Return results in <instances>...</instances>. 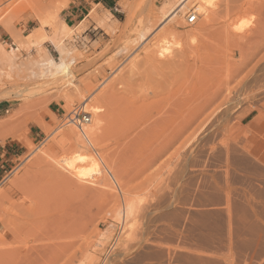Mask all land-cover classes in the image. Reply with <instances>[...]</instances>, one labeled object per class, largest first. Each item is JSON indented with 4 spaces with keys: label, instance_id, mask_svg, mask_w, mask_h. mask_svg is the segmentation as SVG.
I'll return each instance as SVG.
<instances>
[{
    "label": "rangeland",
    "instance_id": "1",
    "mask_svg": "<svg viewBox=\"0 0 264 264\" xmlns=\"http://www.w3.org/2000/svg\"><path fill=\"white\" fill-rule=\"evenodd\" d=\"M229 1L0 0V264H264V0L224 55Z\"/></svg>",
    "mask_w": 264,
    "mask_h": 264
},
{
    "label": "bare ground",
    "instance_id": "2",
    "mask_svg": "<svg viewBox=\"0 0 264 264\" xmlns=\"http://www.w3.org/2000/svg\"><path fill=\"white\" fill-rule=\"evenodd\" d=\"M215 0H197V3H198V5H197V11L199 12V14L201 15V14H206V16H207V19H208V17L211 15L210 13L213 11V9H212V6L214 5V3H216V2H214ZM216 1H219V2H221L222 0H216ZM224 1H226V2H228L229 0H224ZM233 1V0H232ZM232 1H229V3L226 5V10L224 11L225 12V14L224 15H222V16H220V14H218V16L219 17H217V18H219V19H222V22L220 23V27H218V29L216 28V30H218L217 31V33H216V31L214 32L215 33V37L213 38V44H214V46H216L217 45V47H219L218 49H219V53H221V52H223V54L225 55L226 53H227V49H229V47H228V45H230V43L231 42H233V41H236V40H238V39H243V38H246V34L248 33V29H247V27H246V25L244 24H241V23H239L238 21H240L241 20V18H239L240 16H241V14H244L243 12H241V11H243V8L244 7H249V5H248V3H250V2H252L251 0H246V1H242V3L240 4H232L233 2ZM240 1V0H239ZM238 1V2H239ZM184 2L185 1H183L182 3L184 4ZM230 2H232L231 4L232 5H236V6H234V7H231L232 5L230 4ZM133 3V2H132ZM134 4H136V3H134ZM133 4V5H134ZM217 5H218V3H217ZM246 5V6H245ZM251 5V4H250ZM216 6V5H215ZM215 6H213V7H215ZM253 6V5H252ZM183 7V6H182ZM217 7V6H216ZM126 10H127V18H126V21H125V23L128 25V24H130V22L131 21H133V20H131V18H132V15H134L132 12H133V9H132V7L129 5H126ZM224 9V8H223ZM250 9V8H249ZM253 9V8H252ZM177 10V8L176 9H174V11L173 12H171V15H169L170 17L171 16H174L175 15V11ZM245 10H246V8H245ZM245 10H244V12H245ZM222 11V10H221ZM223 12V11H222ZM241 12V13H240ZM191 13V14H190ZM195 14V15H197V13L196 12H189L188 13V15H187V22H188V24H194V23H190L189 21H188V19H189V16H191L192 14ZM213 13V12H212ZM216 13V12H215ZM219 13H221V12H219ZM239 13H240V16L238 17L240 20H237L238 18H237V15H239ZM190 14V15H189ZM216 15V14H215ZM197 17H198V15H197ZM134 18V17H133ZM251 18V17H250ZM218 20V19H217ZM249 20H251V19H249ZM248 20V21H249ZM95 21H97V23H99L100 21L98 20V19H95ZM99 21V22H98ZM197 21V20H196ZM218 22V21H217ZM101 23V22H100ZM196 23V22H195ZM219 23V22H218ZM101 25L102 26H105V27H107V23H101ZM155 25V24H154ZM218 26V25H217ZM153 29V26H150V27H147V28H145V29H142V33L145 35V34H147V33H149L151 30ZM234 43V42H233ZM216 44V45H215ZM216 47V48H217ZM216 50V49H215ZM232 51V50H231ZM222 54V53H221ZM67 72H68V67H66V68H64L63 70H62V73L61 74H59L60 76H67L66 74H67ZM70 75V74H69ZM59 78H61V77H59ZM59 78H58V75H57V79L59 80ZM64 78V77H63ZM57 79L55 78V80L57 81ZM55 80H53V82L55 81ZM52 82V83H53ZM88 100V99H87ZM92 100V99H91ZM88 102V101H87ZM86 101L84 102V104H83V106L85 107L86 105H88V103H87ZM92 105V104H91ZM88 106H90V105H88ZM83 107V108H84ZM88 108V107H87ZM91 108V107H90ZM99 107H96V109H94V110H92V112H93V114H91V120H90V122L92 121V115L93 116H95V115H97V113L99 112V111H101L102 109L101 108H99ZM85 109V108H84ZM86 110V109H85ZM90 110V109H89ZM162 110V109H161ZM87 111H88V109H87ZM91 112V113H92ZM162 112V111H161ZM165 112V111H164ZM160 113V112H159ZM158 113V114H159ZM161 114V113H160ZM193 115V114H192ZM191 115V116H192ZM190 116V117H191ZM67 117H69V115L67 116ZM193 117L194 118H196L195 117V115H193ZM193 117H191V118H193ZM191 118H190V126H191V124L193 125V120H191ZM68 120V123H72V124H76L77 126H78V128L80 129V131L84 134V136H85V138L87 139V141L89 142V143H91V145L92 146H94L93 145V142L91 141V139L89 138V136L87 135V133H85V131H84V129H83V126L84 125H86V124H89L88 122L87 123H81V124H79V123H77V122H72L70 119H67ZM205 120H207V118H205ZM205 123V122H204ZM187 125H188V122H187ZM190 126H188V127H186V131H187V133H189L188 131H189V128H190ZM62 127V126H61ZM199 127V126H198ZM192 128V129H191ZM191 128H190V133H189V136L190 137H188V139L186 140V141H188L189 142V139L191 138H194V136L196 135V133H198V131H199V129L200 128H195V127H193V126H191ZM175 129V128H174ZM181 129V128H180ZM179 129H176L175 131L178 133L179 132V135L181 134V133H183V131L182 130H179ZM182 131V132H181ZM58 132H60V128L59 129H57V130H55L54 131V133H53V136L55 135V133H58ZM75 134H76V136L77 137H80V134L79 133H77V131H73ZM175 132L173 131V134H174ZM177 133H175V136L177 135ZM176 137H179V136H176ZM187 137V136H186ZM190 139V140H191ZM22 140V139H21ZM176 140V139H175ZM193 140V139H192ZM175 142V141H174ZM185 142V141H184ZM192 142V141H191ZM186 143V142H185ZM185 143H184V145H185ZM190 143V142H189ZM171 144H173V143H171ZM192 145V144H191ZM174 146H176V144H174ZM180 146V145H179ZM190 146V145H189ZM183 147V145L181 146V148ZM187 147V146H186ZM169 148H171V147H169ZM183 149V148H182ZM175 150V149H174ZM180 150V149H179ZM173 153H177V152H174L173 151ZM79 159H80V161H82V162H84V161H87L86 160V158L84 157V156H82V155H80L79 156ZM91 162H93L94 164H96V165H100V161H98L97 159H91ZM74 164H75V161H71V167L73 168V166H74ZM82 167L83 166H80L79 168H81V171L79 172V173H76V177L77 178H79V181H81L82 180V176H84V175H86L87 176V171L83 168V170H82ZM91 168H93V165L92 166H90V169ZM100 168V167H99ZM106 168L108 169V167L106 166ZM97 169V168H96ZM101 169V168H100ZM67 170H71V168L69 167V169H67ZM88 171H92V170H94V168L92 169V170H89V169H87ZM102 170V169H101ZM76 172H78V171H76ZM93 172H96V171H93ZM89 173V172H88ZM82 175V176H81ZM89 175V174H88ZM94 175V174H93ZM111 175H113L112 173H111ZM80 176H81V180H80ZM86 176H84V177H86ZM88 177V176H87ZM91 177H92V175H91ZM126 212H127V215L128 216H132V213H133V208H132V205L130 204V203H127V205H126ZM127 216V217H128ZM130 219V218H129ZM128 224H130V222H129V220H128V222H127ZM128 229H127V231H132V227H127Z\"/></svg>",
    "mask_w": 264,
    "mask_h": 264
},
{
    "label": "built area",
    "instance_id": "3",
    "mask_svg": "<svg viewBox=\"0 0 264 264\" xmlns=\"http://www.w3.org/2000/svg\"><path fill=\"white\" fill-rule=\"evenodd\" d=\"M196 20H197V15H195L194 13L191 16H189L188 21L190 23H195ZM68 119H70L72 122H77L79 124H81V123L83 124V123H87V122L90 123L91 113L88 111H85L82 106H76L70 112Z\"/></svg>",
    "mask_w": 264,
    "mask_h": 264
},
{
    "label": "crops",
    "instance_id": "4",
    "mask_svg": "<svg viewBox=\"0 0 264 264\" xmlns=\"http://www.w3.org/2000/svg\"><path fill=\"white\" fill-rule=\"evenodd\" d=\"M110 9H112V7Z\"/></svg>",
    "mask_w": 264,
    "mask_h": 264
}]
</instances>
